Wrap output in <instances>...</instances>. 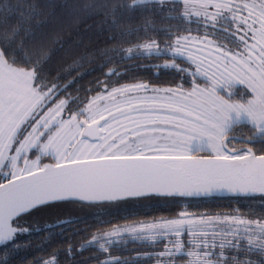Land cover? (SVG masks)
<instances>
[{"label":"snow or ice","instance_id":"1","mask_svg":"<svg viewBox=\"0 0 264 264\" xmlns=\"http://www.w3.org/2000/svg\"><path fill=\"white\" fill-rule=\"evenodd\" d=\"M168 2L183 5L179 15L170 19L195 21L203 35L170 32L175 38L163 48L151 39L124 51L126 58L134 54L171 57L162 67L190 75V89L182 84L115 86L101 81L98 86L103 88L86 105L70 108L71 97L56 98L72 81L61 86L41 75V66L49 58L47 50L26 51L22 64L16 59L25 39L34 38L31 27H22L21 21L0 33V245L11 244L10 251H15L21 247L14 243L18 235L41 231L39 225H20L18 218L52 202L186 198L215 192L264 196V149L235 147L238 141L230 132L238 124H231L229 116L243 113L264 139V0ZM151 3L163 5L165 0H132L127 6ZM233 24L235 31L225 27ZM219 27L233 37L243 33L234 41L235 47L217 42ZM178 60L195 70L189 72ZM106 75L118 74L109 69ZM231 81L245 84L251 98L240 103L218 95L216 86ZM253 142L254 136L243 141ZM44 157L52 162L44 163ZM51 227L44 225V229ZM124 233L152 244L166 239L164 250L156 253L157 264H177L178 257H186L185 264H256L236 253L264 256V218H197L186 212L153 224L94 234L80 249L98 245L99 251L109 252ZM66 254L72 256L71 244ZM43 264H58V253ZM99 264L127 261L109 255Z\"/></svg>","mask_w":264,"mask_h":264},{"label":"trees","instance_id":"2","mask_svg":"<svg viewBox=\"0 0 264 264\" xmlns=\"http://www.w3.org/2000/svg\"><path fill=\"white\" fill-rule=\"evenodd\" d=\"M130 3L132 0H0V33L21 21L22 27H31L34 38L25 39L24 49L16 50V59L22 64L26 51L39 47L47 50L49 58L41 66V75L61 86L72 81L56 98L71 97L70 108L84 106L90 97L101 91L103 84L98 86L101 81L115 86L137 82L157 87L182 84L184 89H190L192 78L187 73L162 67L171 57L134 54L126 58L128 54L124 50L151 39L163 48L175 38L170 37V32L201 36L202 26L195 21L170 19L182 11L180 4L151 3L129 8ZM20 35L23 36V31ZM177 64L186 68L185 61L178 60ZM109 69L118 75L107 76ZM253 131L247 124H238L231 129L230 135L247 139L254 136ZM254 139H261V136H254ZM234 146L260 150L264 149V139L251 145L238 141ZM43 162L51 160L44 158ZM181 212L197 218L235 215L257 220L264 218V196L148 197L101 205L67 202L45 206L18 218L20 225L30 228L39 225L42 230L18 235L14 243L21 247L15 251H10L11 244L0 247V264H43L44 260L52 258L53 252L58 253V264H99L109 255L127 264H157L156 253L164 250L166 239L152 244L133 240L124 233L121 242L109 246V252L99 251L98 245L83 249L80 246L87 244L94 234L99 236L115 227H136L177 218ZM61 220L72 223L44 229V225ZM187 239L183 237L185 244ZM69 244L72 245L71 257L66 254ZM236 255L264 264V256L257 253Z\"/></svg>","mask_w":264,"mask_h":264},{"label":"rangeland","instance_id":"3","mask_svg":"<svg viewBox=\"0 0 264 264\" xmlns=\"http://www.w3.org/2000/svg\"><path fill=\"white\" fill-rule=\"evenodd\" d=\"M235 2L238 3V4H243L245 2V0H235ZM249 2H250V0H249ZM165 3H170V2H168V0H165ZM180 5L183 8V5L182 4H180ZM210 11H211V9H210ZM243 14L247 15L246 12L243 13ZM225 27H231L235 31V25L234 24L233 25H225ZM217 30L223 31V34H224L223 35V39L225 38V40H220V39L216 38L217 42L225 43L228 47H235L234 41H237L238 40V36L243 34V33H237V36L233 37L231 34L226 33L223 30V27L217 28L215 30V32ZM251 42L252 41L249 40V43H251ZM237 50H239V49H237ZM186 68L189 70V72H192V71L195 70L194 66L190 65L188 63H186ZM188 76H190V75H188ZM199 83L201 85H203L204 81L201 80V81H199ZM215 91L217 92L218 95L222 96L224 99L228 100L229 102L237 101V102H240V103H244L248 99H250L251 96H252V93H251L250 89H248V87L245 84H242L239 81H231V82H228L227 84L217 85L216 88H215ZM60 99H64V98H60ZM57 100H59V99H57ZM45 111H46V109H45ZM229 116H230V123L231 124H247L248 125V118L243 113H241L239 117H237L235 113H230ZM253 135L255 137L261 136V134L256 133L255 130L253 131ZM32 154H34V153H32ZM33 158H35V154L33 155ZM44 158H47V157H44ZM149 224H151V223H149ZM146 225H148V224H146ZM140 226L141 225L136 226V227H140ZM180 258H181V261H178L177 264H185V260L187 258L186 257H180Z\"/></svg>","mask_w":264,"mask_h":264},{"label":"water","instance_id":"4","mask_svg":"<svg viewBox=\"0 0 264 264\" xmlns=\"http://www.w3.org/2000/svg\"><path fill=\"white\" fill-rule=\"evenodd\" d=\"M235 137V136H233ZM237 141L239 142H242L245 140V139H241V138H238V137H235ZM262 139H254V142L253 143H257L259 141H261ZM246 148V147H245ZM254 196H262L260 194H255V195H242V194H238V195H234V194H230V193H227V192H215L213 193L212 195H209V196H201V197H186V198H183V199H192V198H211V197H218V198H226V197H254ZM149 197H159V198H172V197H162V196H149ZM142 198H148V197H141V198H128V199H123V200H117V201H102V202H95V203H86V202H81V201H78V200H65V201H58V202H52V203H49L47 205H44V206H41V207H38L36 209H39V208H42V207H45V206H49V205H53V204H58V203H67V202H75V203H82V204H87V205H101V204H110V203H116V202H122V201H126V200H133V199H142ZM34 209V210H36ZM34 210H31L29 213L33 212ZM27 213V214H29ZM27 214H24L22 216H25ZM21 216V217H22ZM20 218V217H19ZM61 221H66V220H61ZM71 221V220H70ZM61 225H64V224H61L60 221L59 222H56L54 224H52L53 227H57V226H61ZM50 229V228H48ZM4 245H0V247H2Z\"/></svg>","mask_w":264,"mask_h":264},{"label":"flooded vegetation","instance_id":"5","mask_svg":"<svg viewBox=\"0 0 264 264\" xmlns=\"http://www.w3.org/2000/svg\"><path fill=\"white\" fill-rule=\"evenodd\" d=\"M223 31H221V30H217L216 32H215V38H217V39H220V40H225V38L223 39ZM227 40V39H226Z\"/></svg>","mask_w":264,"mask_h":264}]
</instances>
